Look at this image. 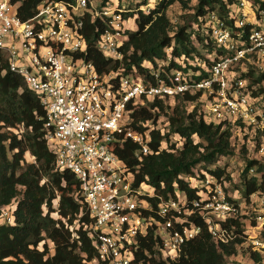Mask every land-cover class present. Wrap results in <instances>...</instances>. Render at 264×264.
I'll return each mask as SVG.
<instances>
[{"label":"built area","instance_id":"obj_1","mask_svg":"<svg viewBox=\"0 0 264 264\" xmlns=\"http://www.w3.org/2000/svg\"><path fill=\"white\" fill-rule=\"evenodd\" d=\"M94 1L44 0L32 17L23 20L17 15V3L0 0V53L6 69L39 97L45 111L43 138L54 155V170L69 171L78 181L90 218L83 230L97 253L90 264H133L138 240L150 229L159 238L161 259L174 260L201 231L191 216L201 218L216 243H228L235 235L222 223L242 219L214 177L195 180L197 199L188 202L182 192L165 199L145 181L135 186V171L117 151L131 140L139 145L137 157L150 152V136L133 128L131 113L146 105L145 100L173 99L187 92H200L207 122H240L249 139L264 130L263 95L247 89L236 70L248 64L264 70V0H238L228 13L232 23L215 11L207 14L206 25L215 43L207 77L195 80L192 71L173 69L165 81L158 70H150L156 85L124 74L122 66L100 72L87 59V18L89 23L96 18L103 22L94 47L111 62L122 61L126 31L133 28L125 26V20L131 19L123 18L125 8L110 2L101 7ZM152 5L153 0H147L142 9L148 12ZM163 122L159 117L155 127L166 133ZM143 125L153 127L151 120ZM257 154L264 156V140ZM18 199L0 207V225L14 223ZM72 236L78 238L74 232ZM246 239L252 251L264 255L263 238L247 231Z\"/></svg>","mask_w":264,"mask_h":264},{"label":"trees","instance_id":"obj_2","mask_svg":"<svg viewBox=\"0 0 264 264\" xmlns=\"http://www.w3.org/2000/svg\"><path fill=\"white\" fill-rule=\"evenodd\" d=\"M42 1L11 0L18 4L17 15L23 20L32 17ZM109 1L101 0V7L107 6ZM121 1L112 5L120 8ZM237 1L196 0L188 11L187 21L172 29L167 9L175 2H181L186 8V5L190 6L189 0H153L154 5L148 12L142 9L147 3L143 0L135 9L122 13L123 18L132 19L135 28L126 31L121 62H111L97 51L94 41L104 24L99 18L89 23L87 18V59L100 72L122 66L124 74L141 76L152 85L157 81L150 75V70H158V77L165 81L173 69L192 71L195 80L204 79L213 62L210 55L215 48L206 16L215 11L232 23L228 13ZM236 70L240 78L246 80L247 89L264 98V70L259 71L254 64H248L245 69L236 67ZM145 101L146 105L133 110L131 118L136 131L143 135L148 132L150 152L137 157L139 145L131 140H126L117 151L127 167L135 171V186L145 181L165 199L182 192L190 202L199 197V188L192 184V180L210 176L221 183L229 178L224 168L210 169L209 166L220 157L233 155L236 137L249 136L240 122H207L201 109L200 92ZM159 117L164 118L168 132L162 133L155 127ZM44 118L45 111L39 97L24 85L20 76L6 69L0 53V207L19 196L13 212L14 223L0 225V264H90L97 257L92 240L83 230L90 218L74 174L54 170V155L43 138ZM150 120L152 128L143 125ZM18 125H22L21 133ZM26 153L34 156L35 162H27ZM197 167L204 172L200 175L194 173ZM241 178L245 198L264 192V162L245 159ZM57 195L59 200L54 208ZM257 216H262V211H256L254 217ZM191 220L200 226L201 231L183 245L178 258L161 259L157 249L159 238L150 229L138 240L139 249L133 264H235L226 259H237L238 248L244 243L248 231L246 225L238 219H227L222 225L236 235L228 243H216L201 218L191 216ZM73 232L78 238L72 236ZM262 238L264 240V233ZM249 255L247 264H264L263 254L250 248Z\"/></svg>","mask_w":264,"mask_h":264},{"label":"rangeland","instance_id":"obj_3","mask_svg":"<svg viewBox=\"0 0 264 264\" xmlns=\"http://www.w3.org/2000/svg\"><path fill=\"white\" fill-rule=\"evenodd\" d=\"M143 0H122L121 4L118 6L121 9H135L138 5L142 3ZM101 0H95L94 4H99ZM111 3V0L109 1ZM117 0H113L112 4H116ZM196 3V0H189V5H186V8L183 7L181 2H175L171 5L166 13L169 17L172 29H175L176 26L184 24L187 21L188 11H190L191 7ZM125 7H121V6ZM154 5V4H153ZM115 7V6H114ZM125 26L133 27L131 19L125 20ZM200 47V46H198ZM236 72V76H237ZM21 133L20 131H18ZM264 140V132L256 134L254 139H249V136L246 137H236L235 141H233V155L227 157H220L218 161L209 166L210 169H214L215 167H220L225 169L226 175L229 178H225L220 183L221 188L225 195L229 200H232L239 209V217L242 219L241 221L246 225V229H248L250 236L257 235L259 238L263 237L264 233V192H257L249 196V198H245L242 194V182L241 176L243 173V169L245 166V159H257L259 161L264 162V156L257 154V149L259 145L262 144ZM174 140H172L173 142ZM256 141V143H255ZM256 147V148H255ZM25 160L27 162H35L34 156L30 153L25 154ZM201 167H197L194 173L200 175V173L204 172ZM253 172H250L252 175ZM192 184H197V181L192 180ZM201 186V185H198ZM147 190V187H144ZM19 197V196H18ZM58 203V197H56L53 201V207L56 208ZM256 211H262V220L257 219L255 216ZM56 217V214H53ZM253 226H251V225ZM73 226V225H72ZM68 226L69 229H71ZM74 227V226H73ZM72 227V229H73ZM233 233V232H232ZM236 235L235 233H233ZM238 236V235H237ZM50 245H52L50 243ZM249 242L246 239L244 243L238 248V256L236 260L227 258L228 263L235 264H247L249 262Z\"/></svg>","mask_w":264,"mask_h":264}]
</instances>
